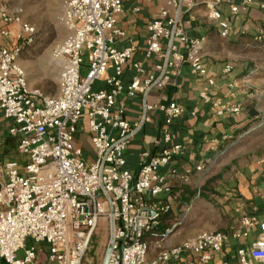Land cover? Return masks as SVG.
Returning <instances> with one entry per match:
<instances>
[{
  "label": "built area",
  "instance_id": "2783aa9c",
  "mask_svg": "<svg viewBox=\"0 0 264 264\" xmlns=\"http://www.w3.org/2000/svg\"><path fill=\"white\" fill-rule=\"evenodd\" d=\"M144 1L166 3L148 26L145 61L160 62L153 73L133 62V45L116 46L126 36L118 27L122 0H69L63 16L68 37L53 52L60 87L54 96L32 90L20 65L22 51L36 41L37 30L21 19L20 10H0V111L15 122L11 134L21 136L19 151L27 158L24 165L9 162L4 170L7 181L0 185V263L38 264V255L44 253L46 264H84L104 220L111 251L106 262V250L101 264H232L226 258L229 244L250 240L254 231L257 238L249 247L237 246L235 261L264 264V218L255 215H243L232 233L203 232L180 245L161 246L176 227L169 218L173 204L162 199L172 186L161 171L184 151L173 143L168 128L182 118L184 108L176 103L145 106L146 113L155 110L164 117L168 146L157 154L143 153L135 176L126 168L125 151L148 118L131 123L117 99L123 93L132 98L153 88L164 89L172 72L184 66L196 76L206 77L208 71L203 63L204 40L184 32V0ZM254 3L231 4V13ZM207 8L210 19L218 21L228 38L230 24L214 3ZM260 8L264 10V5ZM12 25L19 30L15 43L7 45ZM129 63L137 74L124 85ZM232 70L228 65L224 72ZM208 82L215 84L212 79ZM213 105L218 115L239 114L243 109L241 104L222 100ZM82 125L92 145L91 159L78 146ZM171 174L177 171L172 169ZM153 249L158 255L151 258Z\"/></svg>",
  "mask_w": 264,
  "mask_h": 264
},
{
  "label": "crops",
  "instance_id": "0c3cea01",
  "mask_svg": "<svg viewBox=\"0 0 264 264\" xmlns=\"http://www.w3.org/2000/svg\"><path fill=\"white\" fill-rule=\"evenodd\" d=\"M122 1L124 9L117 17L118 27L126 36L119 38L116 46L122 49L133 45V62L145 67L147 74L153 73L154 66L160 62L157 59L145 61L148 26L166 3ZM208 3H214L223 20L232 27L228 38L223 36L218 21L210 19ZM231 4L241 6V0H184L182 4L184 32L190 38L204 40L206 77L193 75L190 67L184 66L172 72L170 84L164 89L153 88L146 95L132 98L123 93L117 99L118 105L125 106L126 117L131 123L148 118L125 151L126 168L135 176L140 172L143 153L157 154L168 146L164 142V117L155 110L146 113L145 106L176 103L184 108L182 118L168 128L174 136L173 143L181 145L184 151L161 171L172 186V191L163 195L162 199L170 201L173 211L180 217L182 209L179 206L182 204L184 209H193L199 216L202 207L208 206L206 202L214 197L221 201L217 192L224 183V193H220L225 195L226 200H231L226 206L231 220L230 228L223 231L226 233L240 227L243 215L264 218V110L260 108L264 99L262 94L251 93L257 67L237 55L253 48L256 45L254 41L264 33V11L258 0L237 14L231 13ZM18 30L16 25L10 27L7 45L15 43L14 36ZM228 65L233 66V70L226 74L224 70ZM125 68L123 82L128 85L137 72L132 63ZM209 79L215 82L213 86L209 84ZM203 93L207 94V99L203 98ZM216 100L241 104L243 109L239 114L218 115L213 105ZM14 126L15 122L6 119L0 111V185L7 181L4 170L9 162L17 161L24 165L27 161L19 151L21 136L11 134ZM78 137V146L83 147L86 157L91 159L92 145L85 125L79 128ZM199 168H202L201 171ZM172 169L177 171L176 175L171 174ZM255 238L257 233L254 231L250 240L229 244L226 258L236 264L237 246L244 244L249 247ZM156 255L158 252L153 249L151 258ZM38 256V264H46V255L41 253ZM169 264L185 263L170 261Z\"/></svg>",
  "mask_w": 264,
  "mask_h": 264
},
{
  "label": "rangeland",
  "instance_id": "374dc122",
  "mask_svg": "<svg viewBox=\"0 0 264 264\" xmlns=\"http://www.w3.org/2000/svg\"><path fill=\"white\" fill-rule=\"evenodd\" d=\"M258 2L264 5V0H258ZM68 3L69 0H0V10H20L21 19L37 30L36 41L24 47L22 51L20 65L27 73L29 87L32 90L41 91L44 96L57 95L60 90L59 70L53 52L68 37V30L63 19ZM254 43L256 45L253 48L237 55L257 67L258 72L254 76L256 78L253 80L251 93L262 94L264 99V33ZM83 66L85 75L87 60ZM260 108L264 110V103L260 105ZM222 188L217 192V198H222L221 201L215 200L214 197L212 201L206 202L208 206L202 207L199 216L193 209L190 210L187 207L184 209L183 204L179 206L182 209L181 217L174 211L169 214L171 224L176 227L164 241V248L180 245L203 232H220L230 228L231 220L226 206L231 200L229 198L226 200L225 195L220 193L225 190L224 183ZM109 240L108 223L101 220L93 243L87 251L84 264H101L106 255ZM22 255L23 251L20 252V256Z\"/></svg>",
  "mask_w": 264,
  "mask_h": 264
},
{
  "label": "water",
  "instance_id": "95a60500",
  "mask_svg": "<svg viewBox=\"0 0 264 264\" xmlns=\"http://www.w3.org/2000/svg\"><path fill=\"white\" fill-rule=\"evenodd\" d=\"M110 251H111V248H109V249L107 250V253H106V254H107V256H106V262H107V260H108V258H109V256H110V254H109Z\"/></svg>",
  "mask_w": 264,
  "mask_h": 264
}]
</instances>
